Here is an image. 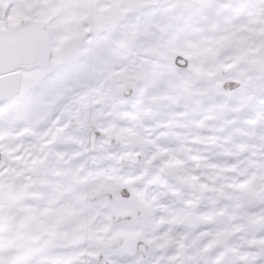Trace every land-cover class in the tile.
<instances>
[{
    "label": "snow or ice",
    "instance_id": "obj_1",
    "mask_svg": "<svg viewBox=\"0 0 264 264\" xmlns=\"http://www.w3.org/2000/svg\"><path fill=\"white\" fill-rule=\"evenodd\" d=\"M0 264H264V0H0Z\"/></svg>",
    "mask_w": 264,
    "mask_h": 264
}]
</instances>
